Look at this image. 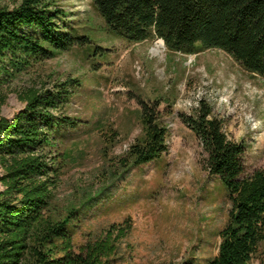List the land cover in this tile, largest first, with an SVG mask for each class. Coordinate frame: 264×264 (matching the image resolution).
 Wrapping results in <instances>:
<instances>
[{
    "label": "rangeland",
    "instance_id": "374dc122",
    "mask_svg": "<svg viewBox=\"0 0 264 264\" xmlns=\"http://www.w3.org/2000/svg\"><path fill=\"white\" fill-rule=\"evenodd\" d=\"M64 7L71 26L83 28L92 43L59 53L17 83L21 90L46 80L81 84L66 113L85 125L79 138L59 145L58 156H71L61 168L53 215L76 209L74 250L98 244L108 252L107 264H207L219 253L232 203L220 179L205 170L201 142L182 116L203 98L211 102L230 139L244 144L250 176L264 167V79L223 51L186 55L170 52L162 40L113 37L88 1L66 0ZM141 99L161 103L168 152L121 178L115 160L142 135ZM24 107L10 93L3 116Z\"/></svg>",
    "mask_w": 264,
    "mask_h": 264
},
{
    "label": "trees",
    "instance_id": "16d2710c",
    "mask_svg": "<svg viewBox=\"0 0 264 264\" xmlns=\"http://www.w3.org/2000/svg\"><path fill=\"white\" fill-rule=\"evenodd\" d=\"M87 1L113 37L135 44L163 40L170 52L186 55L223 51L264 79V0ZM65 2L0 4V264H107L108 252L98 244L74 250L77 210L56 218L52 209L61 168L71 156H58L59 145L79 138L85 125L66 113L80 82L67 78L17 88L30 70L92 43L83 28L71 26ZM10 93L25 107L7 118ZM139 105L142 135L115 160L121 178L168 152L161 103L141 99ZM182 119L201 142L205 170L220 179L232 203L219 253L207 264H251L255 258L264 264V167L246 176L244 144L230 139L225 120L206 98Z\"/></svg>",
    "mask_w": 264,
    "mask_h": 264
},
{
    "label": "bare ground",
    "instance_id": "6f19581e",
    "mask_svg": "<svg viewBox=\"0 0 264 264\" xmlns=\"http://www.w3.org/2000/svg\"><path fill=\"white\" fill-rule=\"evenodd\" d=\"M83 1H87V0H83ZM161 45H163V43H161Z\"/></svg>",
    "mask_w": 264,
    "mask_h": 264
},
{
    "label": "water",
    "instance_id": "95a60500",
    "mask_svg": "<svg viewBox=\"0 0 264 264\" xmlns=\"http://www.w3.org/2000/svg\"><path fill=\"white\" fill-rule=\"evenodd\" d=\"M163 41V40H162ZM164 42V41H163ZM165 43V42H164Z\"/></svg>",
    "mask_w": 264,
    "mask_h": 264
}]
</instances>
